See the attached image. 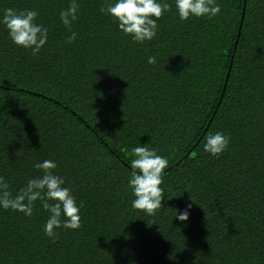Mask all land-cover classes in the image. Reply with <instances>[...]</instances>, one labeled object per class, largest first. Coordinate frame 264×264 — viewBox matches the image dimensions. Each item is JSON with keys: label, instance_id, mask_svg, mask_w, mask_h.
Masks as SVG:
<instances>
[{"label": "trees", "instance_id": "trees-1", "mask_svg": "<svg viewBox=\"0 0 264 264\" xmlns=\"http://www.w3.org/2000/svg\"><path fill=\"white\" fill-rule=\"evenodd\" d=\"M70 2L0 0L48 28L33 55L0 27V176L15 192L55 160L82 204L80 227L55 239L39 200L31 216L0 210V264H264V0H216L215 17L184 21L167 0L144 43L100 12L106 0H77L65 28ZM216 131L229 143L214 157ZM141 144L168 159L152 217L127 187Z\"/></svg>", "mask_w": 264, "mask_h": 264}, {"label": "clouds", "instance_id": "clouds-1", "mask_svg": "<svg viewBox=\"0 0 264 264\" xmlns=\"http://www.w3.org/2000/svg\"><path fill=\"white\" fill-rule=\"evenodd\" d=\"M176 15L181 21L190 17H215L220 11L216 0H174ZM77 0H71L67 8L59 12L60 23L71 30L79 12ZM172 5L167 0H106V6L100 8L116 24L124 35L135 43L152 40L157 33V20ZM36 9L17 11L6 7L0 13V27L7 31L11 42L23 49L30 50L33 55L40 52L48 40V28L36 22ZM77 33L72 31L67 37L69 42L75 40ZM149 65L156 63L154 56L147 58ZM229 143V137L221 131L210 133L204 137L203 151L211 156L222 154ZM132 159L128 161L130 168L127 187L133 199L131 208L142 211L152 217L156 210L162 208L164 171L168 165L165 156L157 154L154 148L143 144L131 148ZM39 174L27 179L26 183L13 192L9 183L0 176V210H12L31 216L34 202L39 200L40 207L47 213L43 232L47 237L55 239L56 230L63 228L76 230L80 227V209L72 190L65 186L63 176L54 172L57 168L55 160L45 159L34 164ZM192 200V199H191ZM193 201V200H192ZM191 204L179 210L175 218L187 221ZM153 222H147L151 225Z\"/></svg>", "mask_w": 264, "mask_h": 264}]
</instances>
